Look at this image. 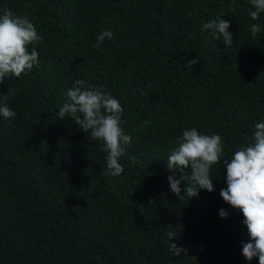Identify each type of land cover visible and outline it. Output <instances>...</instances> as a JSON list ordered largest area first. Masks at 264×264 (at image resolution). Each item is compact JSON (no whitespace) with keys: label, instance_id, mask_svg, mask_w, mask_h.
<instances>
[{"label":"trees","instance_id":"obj_1","mask_svg":"<svg viewBox=\"0 0 264 264\" xmlns=\"http://www.w3.org/2000/svg\"><path fill=\"white\" fill-rule=\"evenodd\" d=\"M4 8L27 15L42 39L29 49L39 65L0 84L15 90L16 113L0 116V264H259L243 256V213L220 190L222 160L264 122V13L252 20L250 0H0ZM218 15L231 23L230 47L201 30ZM104 30L114 38L93 47ZM77 79L124 108L132 142L117 177L103 174L101 142L58 117ZM191 128L219 134L224 157L212 166L215 191L179 199L166 160ZM169 231L187 255L169 250Z\"/></svg>","mask_w":264,"mask_h":264},{"label":"clouds","instance_id":"obj_2","mask_svg":"<svg viewBox=\"0 0 264 264\" xmlns=\"http://www.w3.org/2000/svg\"><path fill=\"white\" fill-rule=\"evenodd\" d=\"M250 3L255 10L249 11L248 15L257 20L264 13V0H250ZM235 7L233 2L231 11H235ZM230 27V21L218 15L204 23L201 30L210 32L216 40L222 37L230 47L234 38ZM260 30L259 24H253L252 36L255 37ZM105 38H114V33L102 31L93 47L99 48ZM41 39L27 15L18 16L11 9H0V84L13 77L19 78L39 65V53L34 47L31 51L29 49ZM199 61V57L190 60L186 66L193 68ZM13 95L15 90L11 87L7 93H0V116L5 119L16 115L8 105L9 97ZM123 114L124 108L118 99L84 79H77L68 90L67 102L59 108L58 117L60 120L71 118L88 139L101 142V151L107 154V169L103 174L117 177L124 171L120 158L126 155V146L132 142L131 136L121 127ZM176 143L178 146L166 160V168L172 173L168 176L171 192L182 199L184 196L196 197L201 190L215 191L211 170L224 157L222 137L201 134L191 128L184 130ZM131 160L137 163L135 157ZM222 163L226 167L227 187L220 190V195L226 203L243 213V223L251 238V242L243 244L242 254L248 261L258 257L259 264H264V122L256 123L248 144L238 147L231 158L223 159ZM177 169L182 173L179 178L175 174ZM185 169H190V173ZM182 181L187 182L184 195H181ZM219 215L222 218L229 216L223 209ZM167 236L169 250L174 256L187 255L186 249L171 242L177 236L175 232L169 231Z\"/></svg>","mask_w":264,"mask_h":264}]
</instances>
